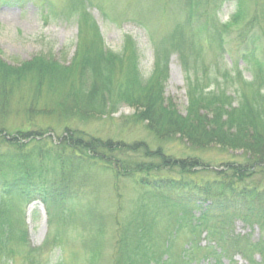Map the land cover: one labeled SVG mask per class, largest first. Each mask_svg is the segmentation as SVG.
Instances as JSON below:
<instances>
[{"label":"trees","instance_id":"16d2710c","mask_svg":"<svg viewBox=\"0 0 264 264\" xmlns=\"http://www.w3.org/2000/svg\"><path fill=\"white\" fill-rule=\"evenodd\" d=\"M78 1H66L59 12L79 26L70 65L51 56L16 68L0 60V264L10 263L20 245L22 264H40L23 217L25 206L37 201L54 235L52 246L62 248L66 224L77 236L86 233L84 264L104 259L108 221V264H238L236 256L264 264V0H172L176 18L167 13L174 21L170 32L157 41L150 36L147 75L131 39L119 53L103 48ZM29 2L35 1L0 0V6ZM50 3L45 7L54 13ZM231 3L235 11L221 23L216 8ZM159 8L167 12L166 3ZM173 54L183 73L184 114L164 96ZM224 55L231 61L224 71L206 61ZM238 62L256 71L251 81L242 79ZM39 79L53 95L49 102L36 93ZM16 90L26 93L10 96ZM22 105L25 112L18 110ZM123 107L136 112L113 119ZM11 111L29 116L23 126L37 117L60 124L9 133L1 125ZM108 121L113 137L87 132L88 125ZM136 127L144 139L130 138ZM108 176L110 186L101 179ZM122 183L131 186V196ZM108 187L118 209L104 215L97 200ZM238 220L258 228L260 239L235 233Z\"/></svg>","mask_w":264,"mask_h":264},{"label":"rangeland","instance_id":"374dc122","mask_svg":"<svg viewBox=\"0 0 264 264\" xmlns=\"http://www.w3.org/2000/svg\"><path fill=\"white\" fill-rule=\"evenodd\" d=\"M34 1L26 4L24 8L0 6V60L5 65L16 68L23 63L30 62L32 59L51 56L54 61L59 62L63 66L70 65L76 54V48L80 38L79 26L75 22V17L59 14V12L66 8V1L69 0ZM47 1L51 2L50 4L53 6L56 15L48 7H45ZM78 2L83 5L84 9L82 14L96 26L105 50L112 53H119L126 38H129L136 45L139 53L140 72L147 75L152 70L153 48L150 36L152 35V38L157 41L158 38L170 32L174 23L171 17L176 18L174 16L177 13L172 0H80ZM162 3H166V13L160 11L159 6ZM216 9L218 10L217 16L219 21L225 23L235 11V6L233 3L223 4ZM167 13L171 15V17L169 15L168 19L166 16ZM206 61L209 63L213 62V64L217 63L219 68H224L223 71L227 65L230 67L231 64L229 56L226 55L215 60L213 57H208ZM167 68L168 77L164 84V96L174 103L180 114H184L186 97L183 73L177 55L173 54L168 58ZM238 70L241 73L242 79L246 82L251 81L256 73L253 68L242 62H238ZM38 82L39 88L36 92L37 95L40 96L42 101L49 102L53 99V95L51 96L49 90L46 89V81L39 79ZM1 92L0 95L3 94ZM19 92L16 90L10 96L14 94V98H17L26 93L24 90H22V93ZM27 93H30V91L27 90ZM23 106L18 110L25 112ZM22 111H11L7 116H4V125L1 126L7 132L13 133L16 129L21 128L25 130L30 126L31 130L34 128L50 129L51 126L60 124L52 118L37 117L35 118L36 124L23 126L22 122L30 118ZM135 112V109L123 107L116 114L111 115V117L117 120L122 116L129 117ZM110 126L109 121L105 124L96 122L88 125L86 129L89 134L106 139L105 137L114 136V132ZM132 130L133 135L130 137L131 139H144L146 137V133L143 132L142 127H136ZM3 148L0 146V152L4 150ZM101 179L102 183L105 180V183H108L109 186L112 183L109 176L108 178L102 177ZM123 184L126 190L122 189ZM127 184L122 183L120 187L129 197L131 196L130 190L132 189ZM80 198L78 197L79 202L85 201V199ZM97 203L99 209L102 206L104 215H109L115 209H118L116 204H114L111 187L105 188L101 192L100 196H98ZM108 210L110 213H107ZM23 217L27 231V243L32 250H39L34 257L40 259V264H61L62 260H59L60 258L63 259L64 264H84L83 259L88 254L83 246V238H86V233H83L82 237L77 236L73 228L69 224H66L62 248L54 247L52 246L51 240V237L54 235L48 227L47 215L42 203L37 201L26 205ZM108 222L105 238L106 243L102 250L104 259L100 263L98 262V264H108V258L112 253V232L110 230L111 228H109L111 224ZM75 231L78 233V230ZM234 231L240 235L250 234L251 241L253 242H256L262 236L258 228L254 226L253 230H251L250 227L245 226L239 220L234 224ZM200 240V245L204 246L205 240L203 236ZM20 251L21 253L23 251L21 245L19 250L15 251L16 254L13 260L8 264H22V256L19 254ZM73 256L77 257L78 260L74 262ZM255 259L259 261L258 255L255 256ZM235 261L238 264H248L238 256L235 257ZM200 264L206 263L201 262ZM222 264L228 263L224 260Z\"/></svg>","mask_w":264,"mask_h":264}]
</instances>
